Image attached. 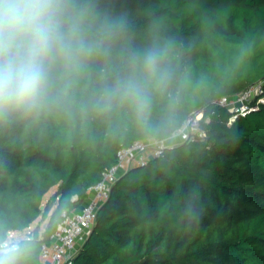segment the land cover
Masks as SVG:
<instances>
[{
  "label": "trees",
  "instance_id": "1",
  "mask_svg": "<svg viewBox=\"0 0 264 264\" xmlns=\"http://www.w3.org/2000/svg\"><path fill=\"white\" fill-rule=\"evenodd\" d=\"M95 3L123 19L136 46L149 33L172 39L192 86L177 120L159 133L111 131L99 121L70 129L58 116L0 125V240L24 250L18 264H40L62 213L81 206L121 148L168 139L202 110L205 136L167 146L115 181L73 262L264 264V103L234 120L218 104L264 79V0ZM39 218L42 233L36 225L10 238Z\"/></svg>",
  "mask_w": 264,
  "mask_h": 264
},
{
  "label": "clouds",
  "instance_id": "2",
  "mask_svg": "<svg viewBox=\"0 0 264 264\" xmlns=\"http://www.w3.org/2000/svg\"><path fill=\"white\" fill-rule=\"evenodd\" d=\"M190 86L172 39L149 33L134 45L95 0H0V125L58 116L70 129L99 121L159 133ZM23 254L0 240V264Z\"/></svg>",
  "mask_w": 264,
  "mask_h": 264
},
{
  "label": "built area",
  "instance_id": "3",
  "mask_svg": "<svg viewBox=\"0 0 264 264\" xmlns=\"http://www.w3.org/2000/svg\"><path fill=\"white\" fill-rule=\"evenodd\" d=\"M261 103H264V79L237 94L223 96L218 100L219 105L228 107L233 113L231 120L258 109ZM202 118L203 111L199 110L192 113L182 127L168 139L149 137L121 148L117 153V163L104 173L98 183L88 189V197L81 206L62 213L61 221L50 241L42 244L40 264H74L77 246L83 243L93 228L98 209L109 198L115 181L131 166L145 164L161 154L165 147L180 143L177 141L179 138L183 142L196 135L205 136L206 131L201 128Z\"/></svg>",
  "mask_w": 264,
  "mask_h": 264
},
{
  "label": "rangeland",
  "instance_id": "4",
  "mask_svg": "<svg viewBox=\"0 0 264 264\" xmlns=\"http://www.w3.org/2000/svg\"><path fill=\"white\" fill-rule=\"evenodd\" d=\"M177 141H179L181 143V139H177ZM56 190V187L52 188L48 194L45 196V199L44 201H46L48 199V197L50 196V194H52L54 191ZM38 225L40 227V233H42L46 227V221H42V219H37L29 229L25 230V231H17V232H12L11 235H10V238L11 239H17V238H20L22 236H24V234L26 232H29V231H32V229H34V227Z\"/></svg>",
  "mask_w": 264,
  "mask_h": 264
},
{
  "label": "crops",
  "instance_id": "5",
  "mask_svg": "<svg viewBox=\"0 0 264 264\" xmlns=\"http://www.w3.org/2000/svg\"><path fill=\"white\" fill-rule=\"evenodd\" d=\"M79 247H80V245H79V246H77V250L79 249Z\"/></svg>",
  "mask_w": 264,
  "mask_h": 264
}]
</instances>
